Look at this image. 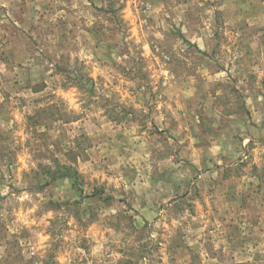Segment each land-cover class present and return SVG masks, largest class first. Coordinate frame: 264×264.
Masks as SVG:
<instances>
[{
  "label": "rangeland",
  "instance_id": "rangeland-1",
  "mask_svg": "<svg viewBox=\"0 0 264 264\" xmlns=\"http://www.w3.org/2000/svg\"><path fill=\"white\" fill-rule=\"evenodd\" d=\"M0 264H264V0H0Z\"/></svg>",
  "mask_w": 264,
  "mask_h": 264
},
{
  "label": "trees",
  "instance_id": "trees-1",
  "mask_svg": "<svg viewBox=\"0 0 264 264\" xmlns=\"http://www.w3.org/2000/svg\"><path fill=\"white\" fill-rule=\"evenodd\" d=\"M41 111H45V109H43ZM60 119L61 118H59V120ZM74 120L75 119H66L64 121L65 122H71V121H74ZM71 168L72 167L64 166V165H61V164L57 163L56 166H55V170L54 171L50 170L49 171V174H52V178L53 179L58 178V177H61V176H64V175H66V176H72V177H77L76 169L73 168V171H71Z\"/></svg>",
  "mask_w": 264,
  "mask_h": 264
}]
</instances>
